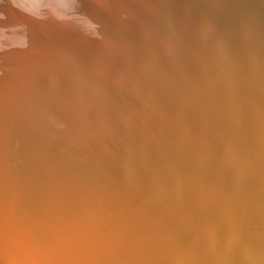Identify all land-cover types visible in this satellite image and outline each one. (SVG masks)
<instances>
[{"label": "clouds", "instance_id": "9594fccd", "mask_svg": "<svg viewBox=\"0 0 264 264\" xmlns=\"http://www.w3.org/2000/svg\"><path fill=\"white\" fill-rule=\"evenodd\" d=\"M26 11L0 44V264L264 251V0Z\"/></svg>", "mask_w": 264, "mask_h": 264}, {"label": "bare ground", "instance_id": "6f19581e", "mask_svg": "<svg viewBox=\"0 0 264 264\" xmlns=\"http://www.w3.org/2000/svg\"><path fill=\"white\" fill-rule=\"evenodd\" d=\"M27 2L28 0H0V44L8 43L20 35V29L27 21ZM247 251L254 255L246 260L247 264H264V251L257 254L255 246H249ZM208 264L227 262L210 261Z\"/></svg>", "mask_w": 264, "mask_h": 264}, {"label": "rangeland", "instance_id": "374dc122", "mask_svg": "<svg viewBox=\"0 0 264 264\" xmlns=\"http://www.w3.org/2000/svg\"><path fill=\"white\" fill-rule=\"evenodd\" d=\"M7 5H8V3H7ZM243 262H244V263H243ZM245 262H246V264H247V261H242L241 264H245Z\"/></svg>", "mask_w": 264, "mask_h": 264}]
</instances>
